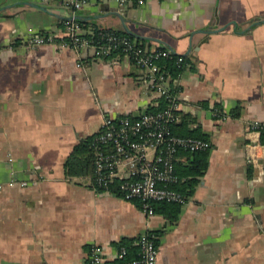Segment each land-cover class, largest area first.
<instances>
[{
    "label": "crops",
    "instance_id": "obj_1",
    "mask_svg": "<svg viewBox=\"0 0 264 264\" xmlns=\"http://www.w3.org/2000/svg\"><path fill=\"white\" fill-rule=\"evenodd\" d=\"M71 13L61 0H0V264H89L93 245L107 264L120 259L123 239L156 231V264H264V134L249 128L264 122V0H146L126 9L89 0L79 12L88 30L126 26L147 48L192 62L178 81L175 131L188 121L211 147L175 222L98 195L73 159L106 116L136 118L160 98L125 56L24 41L30 28L59 35Z\"/></svg>",
    "mask_w": 264,
    "mask_h": 264
},
{
    "label": "built area",
    "instance_id": "obj_2",
    "mask_svg": "<svg viewBox=\"0 0 264 264\" xmlns=\"http://www.w3.org/2000/svg\"><path fill=\"white\" fill-rule=\"evenodd\" d=\"M71 10L70 19L63 22L59 35H43L30 28L24 40L30 47L56 45L72 47L77 51H86L94 58H104L113 51H121L126 58L145 72V80L149 89L159 98H164L167 106L156 113L143 112L138 117L106 116L99 130L98 142L105 148H97L96 175L92 180V189L98 194H113L110 183L121 181L119 189L124 200H141L142 210L153 214L150 204L153 201L179 202L185 205L188 201L184 196L169 186L179 181L175 172V162L180 150L191 152L206 150L211 144L202 139L176 136L172 125L178 120L177 112L181 106L179 95L170 93V76L158 75L159 67L156 60L170 57V50L141 47L128 36L116 32L101 33L102 41L92 39L93 31L85 29L80 20L75 19L89 0H61ZM119 7L126 9L135 3L134 0H115ZM143 5L146 0H136ZM68 38L69 41H65ZM60 39L61 41H58ZM179 62L183 61L180 57ZM80 65V64H79ZM215 115L224 118L222 111ZM251 131L264 134V122H252ZM251 147V145H250ZM27 181H10V185L27 187ZM2 185L0 184V187ZM140 247L141 254L127 264H156L158 247L148 233H143L135 243ZM115 258L123 259L127 249L121 247ZM105 249L93 245L89 264H104Z\"/></svg>",
    "mask_w": 264,
    "mask_h": 264
},
{
    "label": "trees",
    "instance_id": "obj_3",
    "mask_svg": "<svg viewBox=\"0 0 264 264\" xmlns=\"http://www.w3.org/2000/svg\"><path fill=\"white\" fill-rule=\"evenodd\" d=\"M137 4V1L134 0ZM138 5V4H137ZM80 23L85 29H88L87 25L80 20ZM89 30L93 31V37L95 41H102L101 33L103 32H116L119 35H124L130 37L132 40L136 41L137 44H139L141 47L147 48L145 43L141 40L136 39L135 37L128 35L126 32L117 31L110 28H100L95 27ZM58 41H61L58 39ZM65 41H69L68 38L65 39ZM149 49V48H148ZM158 49L166 50L164 47H160ZM151 50V49H149ZM124 56V54L119 51H113L109 56L104 57L107 60H112L115 58L116 55ZM182 57L183 61L179 62V58ZM156 63L159 67L158 75L162 76H170L171 82H170V93L174 95H178L179 92H181V87L178 85L179 79H181L182 75L188 68L192 67V62L188 56L185 55H179V54H173L170 57H160L156 60ZM167 106V102L164 100V98L159 99V103L156 106H151L146 112L149 113H156L161 110H163ZM178 116H181V111L177 112ZM187 116V115H186ZM186 116L184 118L187 120ZM124 117V116H122ZM183 120V117H182ZM188 121H183L182 124L179 127L184 126V133L178 134L175 131V128L177 127V123H174L172 125V131L176 136L180 137H194V138H204L205 136L202 135L199 131V129L190 130ZM98 135L99 133H96L92 137H89L82 141L78 146L75 148L73 159L74 161L78 162L80 164L81 170L83 172H86L88 176L92 177V180H94L96 175V159H97V148H105L102 144L98 142ZM179 155H186L188 156V160L186 163L180 162L179 159L175 162V172L179 176V181L177 183L171 184L169 187L178 193L182 194L184 198L188 201L191 197L194 187L198 183V178L203 175L204 171L206 170L208 166V150H199L191 152L189 150H180L178 153ZM71 164L69 165L70 168ZM73 168V166H72ZM121 181H115L113 183H110L109 187L112 190V192L118 196H121L122 193L119 189V184ZM134 201H137L139 204V207L143 208V202L141 200L135 199ZM183 205L179 202H168V201H153L150 204V209H152L153 214L158 213L164 215L165 218L169 219L170 221H176L178 220V217L182 211ZM149 236L155 241L156 246H159V239L162 235V231H156V232H149ZM139 239H123L120 242L119 247H125L127 249V254L129 253V259L128 255H126L125 258L115 260L108 262L107 264H127L128 261H131L133 259H137L140 257L141 250L138 245H136V241Z\"/></svg>",
    "mask_w": 264,
    "mask_h": 264
},
{
    "label": "water",
    "instance_id": "obj_4",
    "mask_svg": "<svg viewBox=\"0 0 264 264\" xmlns=\"http://www.w3.org/2000/svg\"><path fill=\"white\" fill-rule=\"evenodd\" d=\"M119 16L124 20V17H123L122 14H119ZM69 19H70V18H69ZM75 19H77V20H82V17L80 16L79 13H77V15L75 16ZM257 23H259V22H257ZM212 30H213V29H212ZM220 30H221V29H220ZM213 31H219V30H213ZM125 32H126L128 35H131V36H133V37H135V38H137V39H143V38H144L143 36L134 33L130 28H128V27H126V26H125ZM201 32H203V31H201ZM163 44H164V43H163ZM172 52H173L174 54H177L176 51H174V50H172Z\"/></svg>",
    "mask_w": 264,
    "mask_h": 264
}]
</instances>
